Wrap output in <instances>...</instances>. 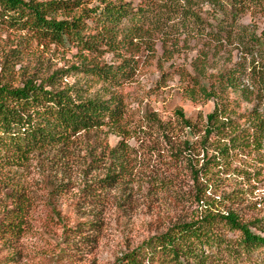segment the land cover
<instances>
[{
    "label": "rangeland",
    "instance_id": "obj_1",
    "mask_svg": "<svg viewBox=\"0 0 264 264\" xmlns=\"http://www.w3.org/2000/svg\"><path fill=\"white\" fill-rule=\"evenodd\" d=\"M254 2L238 24L256 32L264 54V0ZM188 43L190 49L172 58H163L161 43L151 55L143 46L135 47L128 54L138 60L134 76L108 91L85 67H115L121 60L113 54L80 62L75 53L30 43L22 34L0 29V86L19 88L34 79L88 99H108L112 92L136 125L149 112L167 122L181 108L202 127L213 102L192 103L184 95L183 78L193 72L197 58L195 42ZM239 57L232 47L218 48L211 52L208 72L230 69L239 64ZM251 107L245 103L242 111ZM186 139L193 150L177 157V144ZM199 140L186 133L180 139L175 135L173 150L149 131L129 140L87 131L64 151L26 158L1 155L0 264H118L143 242L209 212L235 214L264 236V154H238L227 163L218 158L221 166L196 175L192 167L200 169L213 155L206 154ZM123 146L126 151L120 152ZM17 196L26 206L20 214L12 199ZM17 219L19 233L8 228V222ZM93 222L98 226L89 225Z\"/></svg>",
    "mask_w": 264,
    "mask_h": 264
},
{
    "label": "trees",
    "instance_id": "obj_2",
    "mask_svg": "<svg viewBox=\"0 0 264 264\" xmlns=\"http://www.w3.org/2000/svg\"><path fill=\"white\" fill-rule=\"evenodd\" d=\"M254 3V0H0L1 30L22 34L30 43L75 53L80 62L108 53L121 60L115 67H85L90 71L87 75L96 78L107 90L134 76L138 60L128 54L135 47L143 46L151 55L156 53L157 43H161L163 58H172L190 49L188 42L194 41L197 58L191 65L193 72L183 78V82L187 80L183 92L192 103L213 102V110L202 127L190 121L181 108L175 109L167 122L156 112H149L136 125L128 120L122 99L112 92L108 99H88L54 84H37L34 79L19 88L2 85L0 156L26 158L34 153L64 151L74 146L78 134L87 131L106 132L125 140L149 131L159 136L162 143L169 144L175 135L178 139L184 133L199 136L201 148L213 155L203 161L200 169L192 167L196 175L201 172L208 175L221 166L218 158L227 163L238 154L263 155V46L256 32L238 24L241 15ZM227 47L240 53L239 64L217 74L209 73L211 52ZM245 103L252 107L243 112ZM201 132L203 135H198ZM171 147L174 150L173 144ZM126 148L119 150L125 152ZM176 150L175 155L183 157L193 147L186 139L177 144ZM12 199H16L14 206L18 213L24 212V202L18 196ZM18 222V219L9 221L8 228L11 225L19 233ZM89 225L96 227L98 223ZM118 264H264V236L253 232L252 226L235 214L209 212L143 242Z\"/></svg>",
    "mask_w": 264,
    "mask_h": 264
}]
</instances>
